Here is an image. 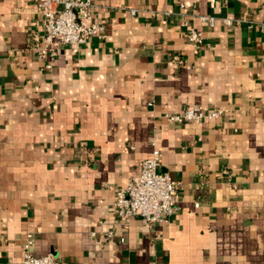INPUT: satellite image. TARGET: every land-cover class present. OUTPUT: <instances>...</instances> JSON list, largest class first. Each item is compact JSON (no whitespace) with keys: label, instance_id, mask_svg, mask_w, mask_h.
<instances>
[{"label":"crops","instance_id":"crops-1","mask_svg":"<svg viewBox=\"0 0 264 264\" xmlns=\"http://www.w3.org/2000/svg\"><path fill=\"white\" fill-rule=\"evenodd\" d=\"M40 1L0 0V264H22L28 233L58 264H264V32L237 23L264 0H92L105 36L56 43L49 70ZM188 104L224 114L162 118ZM152 141L176 208L125 221L115 192Z\"/></svg>","mask_w":264,"mask_h":264},{"label":"built area","instance_id":"built-area-1","mask_svg":"<svg viewBox=\"0 0 264 264\" xmlns=\"http://www.w3.org/2000/svg\"><path fill=\"white\" fill-rule=\"evenodd\" d=\"M93 6L92 0H41L38 3L37 8L43 17L44 34L33 44L32 49L44 62L45 69H51L52 62L58 55L56 43L85 44L91 36H105L104 26L93 20ZM135 11L131 9L130 13L134 14ZM200 20L208 25L214 23L213 16L202 15ZM225 23L230 25L232 20L225 19ZM237 23H247L249 26L256 24L259 30L264 32V20L254 22L242 18L237 20ZM186 37L194 48H198L203 39L202 33L193 28H188ZM148 105H152V101L148 102ZM223 114L224 109L220 107L204 110L198 104H188L179 112H164L162 118L171 123L182 124L200 122L203 119L216 121ZM150 146V155L141 162L139 174L125 187L116 190L113 201L116 214L120 218L128 221L138 217L145 225L168 220V216L176 208L178 188V181L160 170L161 149L154 141ZM32 246L33 238L28 233L22 243V264H58L52 254L35 255Z\"/></svg>","mask_w":264,"mask_h":264}]
</instances>
